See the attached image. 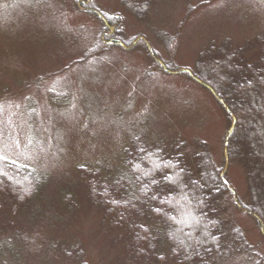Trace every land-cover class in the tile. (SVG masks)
Returning <instances> with one entry per match:
<instances>
[{
	"label": "rangeland",
	"instance_id": "374dc122",
	"mask_svg": "<svg viewBox=\"0 0 264 264\" xmlns=\"http://www.w3.org/2000/svg\"><path fill=\"white\" fill-rule=\"evenodd\" d=\"M98 13L120 16V29H106ZM116 31L132 49L114 43ZM263 36L264 0H0V156L43 173L41 205L58 214L50 219L51 237L83 245L89 264L115 262L119 253L112 255L108 234L98 229V213L85 208L73 215L65 209L64 197L82 205L87 196L77 167L114 166L136 139L182 146L186 154L204 143L222 160L226 111L187 74L163 71L158 62L194 71L211 45L229 41L252 52ZM257 129L248 120V132ZM258 171L264 183V167ZM229 180L244 198L246 175L236 164ZM64 189L74 195L62 196ZM187 199L194 219L174 222L183 246L190 232L201 241L205 235L196 201ZM42 219L37 210L20 218L25 233L0 243V264H63L29 245L49 246ZM230 220L256 255L254 262L246 252L230 263L264 264L257 220L235 208ZM28 221L33 231L26 233Z\"/></svg>",
	"mask_w": 264,
	"mask_h": 264
},
{
	"label": "trees",
	"instance_id": "16d2710c",
	"mask_svg": "<svg viewBox=\"0 0 264 264\" xmlns=\"http://www.w3.org/2000/svg\"><path fill=\"white\" fill-rule=\"evenodd\" d=\"M98 15L106 29L111 25L120 29V16ZM116 33L114 43H122L120 31ZM257 45L258 49L250 52L248 48L236 49L229 41L221 46L213 44L200 56L194 71L157 61L163 71L187 74L210 91L226 111L228 129L222 160L217 161L204 143L198 145L197 152L186 154L182 146L156 147L136 139L114 166L77 167L87 196L82 205L77 199L64 197L65 209L73 215L85 208L98 213V229L108 234L112 255L119 253L112 264H231V258L246 252L255 256L252 262L256 260L243 230L231 224L232 228L229 222L232 208L249 214L257 220L264 239V201H260L264 183L259 182L258 174L260 166L264 167V36ZM148 51L152 59L157 57ZM248 120L258 126V132H248ZM253 142L260 145L261 151ZM233 164L246 175L244 198L229 180ZM44 184L43 173L35 167L0 156V243L8 245L13 236L22 237L25 229H20V218L37 210L46 223L44 238L47 234L50 237V248L37 242L29 245L37 246L44 254L51 253L56 263L89 264L83 245L61 243L51 237L54 223L50 219L58 214L41 205ZM69 193L73 191L64 189L62 196ZM187 195L196 201L205 235L201 241L190 232L188 245L183 246L182 230L175 228L174 222H191L193 218ZM29 225L30 221L26 233L33 231Z\"/></svg>",
	"mask_w": 264,
	"mask_h": 264
}]
</instances>
